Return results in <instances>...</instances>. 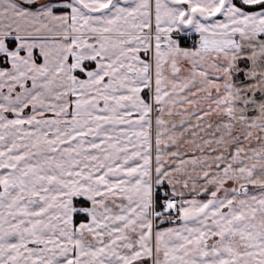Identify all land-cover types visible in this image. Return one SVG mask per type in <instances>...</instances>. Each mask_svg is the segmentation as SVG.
<instances>
[{"label": "snow or ice", "instance_id": "6c2138e0", "mask_svg": "<svg viewBox=\"0 0 264 264\" xmlns=\"http://www.w3.org/2000/svg\"><path fill=\"white\" fill-rule=\"evenodd\" d=\"M0 264H264V0H0Z\"/></svg>", "mask_w": 264, "mask_h": 264}]
</instances>
